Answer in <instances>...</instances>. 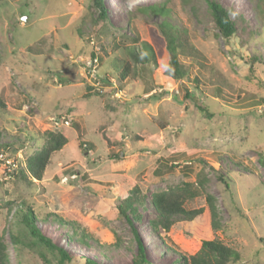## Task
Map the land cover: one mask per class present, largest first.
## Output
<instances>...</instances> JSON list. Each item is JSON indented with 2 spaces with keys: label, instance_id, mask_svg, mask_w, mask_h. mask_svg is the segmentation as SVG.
I'll return each mask as SVG.
<instances>
[{
  "label": "rangeland",
  "instance_id": "rangeland-1",
  "mask_svg": "<svg viewBox=\"0 0 264 264\" xmlns=\"http://www.w3.org/2000/svg\"><path fill=\"white\" fill-rule=\"evenodd\" d=\"M161 1L102 0L108 32L93 25L98 11L92 0H0V98L6 105L0 115V242L7 264H56L48 252L42 257L37 248L13 244L8 224L14 208L7 203L22 200L42 215L61 218L37 219L36 225L71 256L67 264H83L82 256L130 264L140 252L145 264H183L179 254H194L199 239L188 235L182 220L168 231L154 230L149 200L154 192L185 183L201 190L187 208L203 206L207 194L215 198L220 227L210 236L240 255L228 264H264L259 0H216L236 26L228 38L218 32L205 0H169L173 22L196 50L195 58L180 57L192 61L189 76L180 81L151 66L120 82L110 67L115 56L124 57L123 50L109 52L101 63L89 57V48L106 44L111 31L117 40L135 32L158 57L159 17L138 8ZM252 56L260 62L250 68ZM73 122L83 129L82 137ZM46 130L61 131L67 142L52 155L42 179L31 178L29 185L16 180L9 175L16 169L14 159L23 162L32 154ZM26 131H34L36 139L24 140ZM199 159L228 173V186ZM135 185L146 201L137 208L139 218L127 210V220L116 206ZM67 220L85 229L88 245Z\"/></svg>",
  "mask_w": 264,
  "mask_h": 264
},
{
  "label": "trees",
  "instance_id": "trees-1",
  "mask_svg": "<svg viewBox=\"0 0 264 264\" xmlns=\"http://www.w3.org/2000/svg\"><path fill=\"white\" fill-rule=\"evenodd\" d=\"M207 8L214 25L218 32L225 38L234 34L236 26L234 21L229 17L227 10L216 0H205ZM102 0H92V4L98 11L96 17L92 19L93 25L96 28L100 27L110 32V22L106 19ZM169 0H163L159 3H152L145 9L140 7L139 10L150 11L159 19L156 22V27L160 33V45L158 48V57L155 54L152 46L146 41H139L138 35L134 32V36L117 40L113 31L107 34L106 44H100L98 50L93 47L89 48L88 55L93 60L102 62V57L108 56L109 52L123 50L124 57L115 56L111 69L115 72V76L120 82L129 76L135 77L137 72L142 69L146 70L151 66L159 68L165 76L172 77L175 80H182L190 74V65L192 61L185 62L181 60V56H189L195 58L196 50L183 37V29L180 25L173 22L171 16L174 15L172 7L169 6ZM257 15L264 21V0H259L256 5ZM105 20V21H103ZM99 22V23H98ZM80 29V26H79ZM79 29L77 30L78 33ZM130 40V44H125L124 40ZM108 42V43H107ZM141 42V45L138 43ZM107 45V48L105 47ZM158 58V59H157ZM121 60V61H120ZM260 62L258 57L252 56L250 60V68L254 63ZM251 70V76L258 82L262 83L256 73ZM196 89L199 88L198 77L192 78ZM219 90V88H217ZM186 97L191 98V93H185ZM203 111V109H201ZM6 112V105L0 98V115ZM73 125L78 130V136L82 137L84 131L80 128L78 122H73ZM27 136L24 138L29 140L36 139L34 131H26ZM24 141L21 142L23 144ZM38 147L30 154L23 162L19 159H14L16 169H12L9 175L16 180L25 184H31V178L40 180L44 176V171L47 165L51 162L52 155L59 151L67 142V137L59 130H46L39 133ZM204 164L208 165L216 172L218 179L227 187L230 176L228 173L220 171L219 167L204 159H199ZM263 162V161H262ZM174 165H164L165 168L171 170ZM200 182V180H198ZM199 185V184H198ZM201 193L199 187L194 183H185L181 187L168 188L154 192L149 200L154 211V216L150 219V223L154 230L163 229L168 231L176 221H185L187 223L186 232L189 236L198 238L200 245L194 254L178 257L183 258V264H228L229 262H237L240 259L239 252L230 246L224 244L217 238H211V231L220 227L217 217L215 198L207 194L205 195L204 205L197 208H187L186 203L198 196ZM145 195L138 186H134L126 193L119 197V204L116 206L118 211L127 219V210H130L133 218L138 219L140 212L138 206H144ZM11 208H14V217L8 224V231L13 244L22 246L34 247L39 250V254L45 257L44 252H48L56 264H67L72 260L66 251L51 240L50 237L42 234L36 225L38 220H47L49 216H55L61 220L56 213H38L29 203L22 200L20 203L10 201L7 203ZM67 224L73 230V233L79 241L88 245L90 235L79 223L67 220ZM162 239H164L162 237ZM263 241L262 238H260ZM7 254L5 245L0 242V264H7ZM83 264H106L94 262L84 256L81 257ZM130 264H145L143 253H138L132 258Z\"/></svg>",
  "mask_w": 264,
  "mask_h": 264
}]
</instances>
